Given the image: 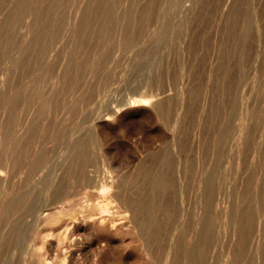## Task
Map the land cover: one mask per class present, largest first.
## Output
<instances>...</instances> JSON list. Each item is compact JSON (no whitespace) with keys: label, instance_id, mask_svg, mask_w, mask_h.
Wrapping results in <instances>:
<instances>
[{"label":"bare ground","instance_id":"obj_1","mask_svg":"<svg viewBox=\"0 0 264 264\" xmlns=\"http://www.w3.org/2000/svg\"><path fill=\"white\" fill-rule=\"evenodd\" d=\"M64 1L0 0L5 77L41 70L39 59L52 68L58 56L67 60L48 90L51 74L43 70L46 91L42 78L31 79L35 71L13 90H2L0 74V264H264V13L255 12L257 1L230 0L210 65L222 0L187 7L86 0L63 31L60 9L71 0ZM170 33L187 41L169 46L187 60L162 66L155 51ZM143 66L159 69L142 101L110 99L126 69ZM152 113L172 137L160 144L151 137L145 153L125 144L138 160L128 169L107 135L134 117L151 122Z\"/></svg>","mask_w":264,"mask_h":264},{"label":"rangeland","instance_id":"obj_2","mask_svg":"<svg viewBox=\"0 0 264 264\" xmlns=\"http://www.w3.org/2000/svg\"><path fill=\"white\" fill-rule=\"evenodd\" d=\"M70 1V0H66V1H64V3H68V2ZM72 1V2H71ZM70 1V3H68L69 5H64V6H66L67 7V10H70V8H71V10H73V12L70 10V11H68L69 13H67L65 10V12L62 10L63 8H65L66 9V7H63L62 6V8L60 9V19H61V21H63L62 23H63V28H65V29H63V31H66V29H69V19L68 20H66L67 19V17L68 18H70V19H73V17L75 16V18L74 19H77V18H80V17H77L76 18V15H77V13H79V10L80 11H82V9H84L85 7H86V5H87V1L86 0H81V1H83V2H81V1H78V0H71ZM78 1V2H77ZM257 2L255 3V5H254V10H255V12L258 14V15H262L264 12H262V9H261V5H260V1L261 0H256ZM182 2H183V4L187 7L189 4H190V2H191V0H182ZM231 1L230 0H222V2H221V4L219 5V8L217 9V11H216V24L218 23V22H220V23H222L223 24V18L225 19V15H227L226 13H228V10H229V8L228 7H230L229 5V3H230ZM71 3H73V4H75L76 6H75V8H74V5H72ZM84 3V4H83ZM232 3V2H231ZM82 4V5H81ZM70 5H72V6H70ZM85 5V6H84ZM68 6H69V9H68ZM228 6V7H227ZM80 8V9H79ZM228 9V10H227ZM75 11H78V12H75ZM65 13V14H64ZM67 13V14H66ZM71 13H75L74 15L72 14L71 15ZM68 15V16H67ZM67 16V17H66ZM219 18V19H218ZM74 19H73V21H74ZM66 21V23H65V21ZM219 20V21H218ZM72 21V22H73ZM77 21V20H76ZM218 21V22H217ZM214 23V25H213V27H214V29L212 30L213 31V33H212V37L214 36V39L212 38L211 40H212V42L213 41H216L215 43H217L218 42V40L220 39L219 37H221V36H219V35H221L222 34V31L220 30L221 29V25H219L218 26V24H220V23H218L217 25ZM17 26H20V24L19 25H17ZM21 26H22V24H21ZM216 26V27H215ZM220 27V28H219ZM17 28V27H16ZM220 31H221V33H220ZM15 32H17V29H15L14 31H13V35H15V36H18V32L17 33H15ZM171 34V33H170ZM13 35H12V37H13ZM14 36V37H15ZM172 34L170 35V36H165L164 38H163V40L158 44L159 46L158 47H156V51H157V53H156V51H155V54L157 55V57H158V59L160 58L161 59V64H162V66L163 65H165V66H168V65H171V64H173V63H175V61H177V60H179L178 58L179 57H177L176 55H174L175 53H172L173 51H170L171 50V47L173 48V43L175 42V44L177 43H179V45L180 44H186L187 43V41L186 40H184V39H182V38H178V39H176V41H178V42H176L175 41V39L172 41ZM167 37V38H166ZM171 37V38H170ZM166 38V39H165ZM13 39V38H12ZM18 39H20V37L18 36ZM17 38H16V40L15 39H13V42L15 41V43H18L20 40H18ZM181 39L184 41V43H183V41H181ZM218 39V40H217ZM171 40V41H170ZM211 42V43H212ZM64 43H65V40H61L60 41V45H59V43H58V50L59 49H61L60 47H62V46H64ZM215 43L213 42L211 45H213L214 44V46H211L212 48H211V53H209V56H208V61H207V63H209V65H210V63H212V62H214L215 60H216V53L218 52V47H216V46H218L217 44L215 45ZM60 46V47H59ZM169 46H171V47H169ZM263 46H264V40L262 39V42H261V45L259 46V48H258V50L260 51L262 48H263ZM213 48H215V49H213ZM147 49H149V50H147V51H151V48L149 47H147ZM168 49H169V51H170V53H168L167 54V52H169L168 51ZM215 50H217V51H215ZM214 51H215V53H214ZM56 52V51H55ZM154 54V55H155ZM210 54H211V56H210ZM183 55V54H182ZM59 57V58H58ZM57 58L60 60L59 62L60 63H58V62H56V61H54V62H52V65H53V68L52 67H50L49 65L50 64H46L45 62V64L44 63H42V61H41V59H39L40 60V62H39V60H38V63H40L39 65H42L41 66V70H39V67L37 68V69H35V70H31V71H35V72H33L34 73V76H33V74H32V72L30 71V73L32 74V76L30 75V73H29V71H27L28 72V74H25V73H27L26 71H25V73L24 72H22V71H20V72H16L15 74H17V73H22V75H14L13 76V79H12V77H10L11 79H12V81H11V79H9L8 78V76H6L5 77V71L7 70L8 72H9V65H10V63L9 62H7L6 60V64L4 63V60L3 59H5L4 57H2V59L0 58V61H2L3 60V65H4V67H3V65L0 63V69L2 70V71H0V74H2L3 75V79H5L4 80V83H3V85H1V87L2 86H4V88L6 87V86H12L13 88H12V90L13 89H17V88H21V84L23 83L24 85H25V83L28 81L27 79L29 78V80H30V77H31V79H32V77L33 78H36L35 80L37 81L38 79L37 78H42V79H39V82L37 81V83H39V85H40V87H41V89L43 88V90L45 89V91H46V88H44V87H48L47 88V90L50 88V86L52 85V82L54 81V79H55V77H54V75L57 73V71H59V70H61V64H64L66 61H65V59L64 60H62V56L60 57V56H58ZM181 57V56H180ZM183 57V60H184V58H185V60H187L186 58H187V56L186 55H184V56H182ZM182 57L180 58V60L179 61H181L182 60ZM212 58V59H210V58ZM61 58V59H60ZM177 58V59H176ZM214 59V60H213ZM57 60V59H56ZM182 60V61H183ZM183 62H185V61H183ZM54 63V64H53ZM8 64V65H7ZM58 64H60L59 65V67H58ZM55 65H57V68L55 67ZM156 65V64H155ZM6 66V67H5ZM45 66V67H44ZM48 66V68H46ZM139 66H141V65H139ZM8 67V68H7ZM45 69H44V68ZM7 68V69H6ZM5 69V70H4ZM55 69H57V70H55ZM158 69L159 68H157V66H155V67H153L152 69H146V66H143V67H141L140 69L138 68V69H130V67H128L127 69H126V71L125 72H127V74L126 73H124V75H123V77H122V80L121 81H124V82H126V83H124V82H120V87H119V85L118 86H116V91L118 90V91H120V89L119 88H121L124 84H126L125 85V87H123L121 90V92L120 93H118V91H117V93L115 92V89H113L111 92H110V94H109V97H110V99H112V96H110V95H114V97H113V99H116L115 97H117V99L118 100H121V101H123V103H125V102H127L128 100H140L141 99V97H142V95L143 94H145L146 93V81H147V79H149V77H151V76H153L154 74H156L157 73V71H158ZM43 70H45V71H47V72H45V71H43ZM50 70V71H49ZM52 70V71H51ZM55 70V71H54ZM141 70V71H140ZM6 71V74H9L8 72ZM43 71V72H42ZM49 71V72H48ZM139 71V72H138ZM2 72V73H1ZM4 72V73H3ZM44 72L47 74V73H49V74H51V75H49V76H51V80H50V78L49 77H47L46 76V74H44ZM39 73H41L42 75H37V74ZM23 74L24 75H30V77H25V76H23ZM125 74H126V76H127V78L125 77V79H124V76H125ZM128 74H129V77H128ZM2 75L0 76L1 78L0 79H2ZM38 76V77H36V76ZM15 76H17V77H15ZM44 76H46V77H44ZM21 77H25L24 79L22 78V83H21ZM14 78H17V79H15L14 80ZM44 78H47V79H49L50 81H49V83H47L46 85L47 86H44V82L46 83V82H48V81H45L46 79H44ZM2 79V80H3ZM10 80V82L9 83H7L9 80ZM26 79V80H25ZM18 80V81H17ZM19 80H20V82H19ZM25 80V81H24ZM166 80H167V78H166ZM25 83H24V82ZM40 81H44V82H40ZM168 81V80H167ZM184 82H187L188 81V79H187V77L185 76L184 77V80H183ZM0 82H1V80H0ZM20 84H19V83ZM6 83V85H4ZM13 83H16V84H13ZM13 84V85H12ZM41 84H43L42 86H41ZM14 85L16 86V85H18V87H14ZM167 87L169 88V86H170V84H168V82H167ZM44 86V87H43ZM22 87H23V85H22ZM119 87V88H118ZM3 87H2V90H5ZM7 89V88H6ZM9 89V88H8ZM8 89L6 90V91H4V92H6V93H9L10 91H11V89L9 90V92H7L8 91ZM170 91L171 90H173L172 91V93H174L175 91H174V89H169ZM115 93V94H114ZM119 94H121V96L119 95ZM117 95V96H116ZM118 95L120 96L119 98H118ZM209 96H210V93L209 94H207V96H206V98L208 99H206L205 100V102H204V104H207L208 103V101H209ZM142 100H140L139 102H141ZM88 109V108H87ZM90 109V108H89ZM88 109V110H89ZM88 110H85V113L88 111ZM1 111V110H0ZM84 111V110H83ZM90 111V110H89ZM88 111V112H89ZM2 112H3V110H2ZM0 113V120L2 121V123L4 122L3 121V118H5L4 116L5 115H3V118L1 119V115L3 114V113ZM33 112V113H32ZM88 112L86 113V114H84V115H89L88 114ZM30 113V112H29ZM89 113H91V112H89ZM32 114H34V111H31V113H30V115H32ZM153 114V116H151V122H150V116H147V118L149 119V121H148V119L146 120V119H144L145 118V116H144V118H143V116H140L141 117V119H138L139 118V116L138 117H134L135 118V120H133V122H135V126L133 125V124H131L130 122L132 121V120H130V122H129V126H127V125H123V126H121L120 128H115V130L116 131H110L109 132V134L107 135V136H109L110 138H113V140L112 139H110V138H107V140H111V142L112 141H114L113 143H115L118 147V149H117V151H121V153L123 154V156L122 157H120L121 158V160L122 161H124L123 162V164H124V166L125 167H127L128 168V166H130V167H132V165H134V163H136L138 160H133L132 161V158L130 157V156H128L129 155V153H128V155H127V152H130V150L128 151V150H125V149H127L128 147H126L127 145H128V143H129V145L131 146V147H133V146H135V147H133V148H138L140 151H142V152H146V151H144V150H147V149H145V148H147L148 146L150 147V146H152V143L156 140V142H158V144H160V142L161 143H163V142H167L168 140H169V138L171 139V137H172V134H170L169 133V131L167 132V130H166V127H164L163 126V124L161 123V121H159V119H158V116L155 114V113H152ZM7 116V115H6ZM155 116H157V117H155ZM88 117V116H87ZM152 118H154L153 120H152ZM156 118V119H155ZM6 119V118H5ZM139 120V121H138ZM6 121V120H5ZM154 121H157V122H159V124L157 123V122H155V123H153L152 124V122H154ZM127 122V123H128ZM126 123V124H127ZM157 123V125H155ZM150 124H152V125H150ZM63 125V124H62ZM61 125V126H62ZM132 125V126H131ZM127 126V127H126ZM136 126H137V128H136ZM151 126V127H150ZM154 126V127H153ZM156 126V127H155ZM160 126H162L161 127V129L162 128H165L164 130L162 129H160V128H158V127H160ZM124 127H125V131H123L124 130ZM135 127V128H134ZM149 127L151 128L150 130H149ZM127 128V129H126ZM157 128V129H156ZM97 131H96V130ZM135 129V130H134ZM158 129H159V131H161V133H162V137H160V135H161V133L158 131ZM118 130H122V131H119V132H117ZM154 130H156V131H154ZM166 130V131H165ZM199 129L197 128L196 129V132H195V134L193 135V139L195 140L196 139V141H195V148H199L200 146V134H201V130L200 131H198ZM94 131H95V133L96 134H98V136L101 134L102 135V133H101V131H100V128L99 127H96V128H94ZM165 133H164V132ZM111 132H113V133H111ZM117 132V133H116ZM167 132V133H166ZM170 134V137L168 136V138H167V134ZM100 135V136H101ZM110 135H112V136H110ZM154 135H155V137H154ZM166 135V136H165ZM38 136H41V135H38ZM99 136V137H100ZM102 136H104V134L102 135ZM101 136V137H102ZM194 136H195V138H194ZM151 137H152V140H154L153 142H151L152 140H151ZM163 137H164V139H163ZM102 139H106V138H104V137H102ZM115 139V140H114ZM166 139H168V140H166ZM123 140V141H122ZM150 140V141H149ZM159 140V141H158ZM161 140H163V142L161 141ZM197 140H199L198 141V143H197ZM118 141V142H117ZM120 141H121V143H120ZM126 141H128V142H126ZM119 143V144H117V143ZM123 142H124V144H123ZM133 142H135V144L133 145ZM194 142V141H193ZM136 143L138 144V145H136ZM148 143H151V144H149L148 145ZM197 143V144H196ZM125 144H127L126 146H124ZM123 145V146H122ZM128 145V146H129ZM129 146V147H130ZM125 149H124V148ZM227 147V146H226ZM122 148V149H121ZM229 147H227V149H228ZM123 149H124V151H123ZM129 149V148H128ZM200 149V148H199ZM226 149V148H225ZM229 150V149H228ZM126 151V155H125V152ZM197 152H198V154H199V151L197 150ZM120 153V154H121ZM197 154V153H196ZM197 157L198 158H200L199 157V155H197ZM124 158V159H123ZM129 169V168H128ZM187 203H186V205L188 204V200L186 201ZM189 206V204L187 205V207Z\"/></svg>","mask_w":264,"mask_h":264}]
</instances>
